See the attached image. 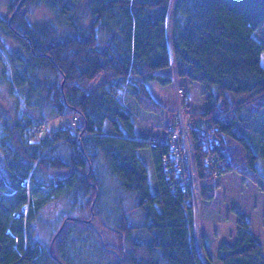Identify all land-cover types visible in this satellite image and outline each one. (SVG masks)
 <instances>
[{"label":"trees","instance_id":"obj_1","mask_svg":"<svg viewBox=\"0 0 264 264\" xmlns=\"http://www.w3.org/2000/svg\"><path fill=\"white\" fill-rule=\"evenodd\" d=\"M44 1L53 19L32 21L26 9ZM23 4L10 25L9 17L0 14V33L19 44L8 51L9 81L15 88H26L27 105L39 107L45 120L61 116L69 121L39 138L28 136L33 122L29 114L4 125L0 264H206L195 243L191 188L172 190L166 185L159 151L150 146L157 181V190L152 191L147 164L138 153L149 143L132 135L136 116L120 94L128 86L141 108L160 113L165 105L148 82L173 80L172 74L160 69L173 65L176 75L203 84L208 92L205 108L185 111L206 117L219 136L215 151L221 172L249 178L264 193V174L257 165L264 158V40L254 36L264 24V0H26ZM183 98L187 102L184 94ZM198 145L193 152L196 187L200 199L212 201L220 183L205 167ZM101 153L121 185L135 194V207L142 210L139 222L130 220V208L120 202L119 214L111 219L97 210ZM27 179L34 186L55 182L52 198L67 196L73 202L79 193L84 205L91 204L97 188L91 219H99L102 228L63 214L61 222L50 227L49 243L36 239L35 223L43 220L38 212L50 196L41 194L30 205ZM87 192L91 195L85 198ZM237 222V238L219 245V260L264 264L263 242L245 216Z\"/></svg>","mask_w":264,"mask_h":264},{"label":"rangeland","instance_id":"obj_2","mask_svg":"<svg viewBox=\"0 0 264 264\" xmlns=\"http://www.w3.org/2000/svg\"><path fill=\"white\" fill-rule=\"evenodd\" d=\"M12 1L14 0H0V14L10 18L12 10L9 7ZM172 8L173 1L170 6V11H172ZM9 10L11 11L9 12ZM27 10L32 21L53 19V13L45 1L35 6L31 5ZM168 20L171 32V17ZM254 36L259 40H264V24L255 30ZM17 48H19V44L13 37L11 38L9 35L0 33V139L6 132L4 125L7 123L8 126L12 125V122L17 117L24 114H29L33 121L28 136L39 138L48 129L63 126L69 121V118L57 116L53 119L48 117L45 120L40 115L39 107H30L27 105L26 88H15L9 81L12 76V63L8 51ZM262 64L264 65V52L262 53ZM159 71L173 75V80L168 84H161L156 81L148 82V87L151 89L153 95L165 105L160 113L148 112L141 108L133 98L132 90L128 86L123 88L120 94L123 102L136 116L134 133L132 135L146 141L151 135L164 133L165 121L172 120L176 116H190L191 114L186 112V109L201 110L206 103V95L208 94L200 82L191 81L187 77L176 75L173 71V65L162 68ZM181 87L184 88V95L187 98V102L183 101V95L178 91ZM188 104L190 105L188 106L189 108H187ZM171 111L174 112L173 115H171ZM42 124L43 130L39 131L36 127ZM106 130H110L109 124H106ZM138 153L147 164L151 189L152 191H156L157 181L150 145L147 144V146L141 147ZM3 157V150L0 148V158ZM97 165L101 181L97 210L111 219L114 214H119L118 203L120 202L125 207L130 208V220L133 223L139 222L141 220L142 210L139 207H135V194L126 190L121 185L119 176L111 170L104 153H101L97 157ZM257 165L264 174V158H259ZM214 179L220 183L214 199L207 201L198 198V196L193 201L195 243L199 246L206 264H223L217 256L218 247L222 242L233 243L236 240L237 220L240 216H245L250 222L252 232L263 242L264 254V193L249 178H245L238 173L229 172ZM24 183L27 195L30 197V205L41 194L50 196V200L38 212V217L43 220L41 223H35L36 239L49 243L50 227L61 222L60 219L63 214H69L68 216L70 217L81 219H91L93 214H95L94 206L91 208L95 196L90 205H84L81 202L85 199L79 193L74 195L73 202L67 196L52 198L56 194L57 184L55 182L49 183V180H47L45 181V183H48L46 185L36 184L34 186L27 179ZM90 195L91 193L87 192L85 198ZM28 203L24 205L25 211L28 210ZM97 216L99 215L97 214ZM92 223L97 229L102 228L99 219H95ZM62 224H64V221ZM117 241L109 238V242L113 244H117ZM112 250L118 253L116 249L112 248Z\"/></svg>","mask_w":264,"mask_h":264},{"label":"built area","instance_id":"obj_3","mask_svg":"<svg viewBox=\"0 0 264 264\" xmlns=\"http://www.w3.org/2000/svg\"><path fill=\"white\" fill-rule=\"evenodd\" d=\"M178 91L185 93L183 87ZM42 128L43 124L37 127L39 131ZM163 132L151 135L147 142L159 151L160 169L166 185L172 190L178 187H189L193 190L197 176L193 161V152L198 145L196 142H200L198 147L203 151L220 143L219 136L211 129L208 119L202 115L176 116L166 124ZM212 173L214 178L222 175L215 171Z\"/></svg>","mask_w":264,"mask_h":264},{"label":"bare ground","instance_id":"obj_4","mask_svg":"<svg viewBox=\"0 0 264 264\" xmlns=\"http://www.w3.org/2000/svg\"><path fill=\"white\" fill-rule=\"evenodd\" d=\"M216 147H217V145L211 147L210 149H203V153H204L203 163H204L205 167L208 170H210V172L215 171L218 174H223L221 172V169H220V162L218 161V154H216L217 152L215 151ZM213 150L215 153L212 152ZM191 195H192L193 201L197 199V197L199 196V192L197 191V187H195L193 190L191 189Z\"/></svg>","mask_w":264,"mask_h":264},{"label":"water","instance_id":"obj_5","mask_svg":"<svg viewBox=\"0 0 264 264\" xmlns=\"http://www.w3.org/2000/svg\"><path fill=\"white\" fill-rule=\"evenodd\" d=\"M24 1H25V0H20V1H19L18 5H17V7H16V9H15V11L11 14V16H10V18H9V24H11V20H12V18H13L14 13H15L17 10H19V8L21 7V5H22V3H23ZM79 145L82 147V144H81V141H80V140H79ZM90 170H91V167H90ZM86 178L89 179V173H87ZM91 183H92V182H91ZM93 184H94V183H93ZM95 186H96V185H95ZM97 197H98V189L96 188V194H95V198H94V200H93V202H92L91 208H93V206H94V204H95V202H96V200H97ZM83 220L87 221L88 223H92V220H91V219H83ZM62 226H63V224H62ZM62 226L60 227V229L62 228ZM60 229H59V230H60ZM101 240H102V243H104V239H103L102 236H101Z\"/></svg>","mask_w":264,"mask_h":264},{"label":"flooded vegetation","instance_id":"obj_6","mask_svg":"<svg viewBox=\"0 0 264 264\" xmlns=\"http://www.w3.org/2000/svg\"><path fill=\"white\" fill-rule=\"evenodd\" d=\"M19 1H20V0H16V1H15V4H13V5H15V6H11V7H9V9L12 10V13L15 11V9H16V7H17ZM25 1H26V0H25ZM25 1H24V2H25ZM24 2H23V3H24ZM23 3H22V5H21V7H23V5H24ZM21 7H20V8H21ZM20 8H19V9H20ZM14 15H15V14H14ZM12 19H13V18H12ZM8 21H9V19H8ZM11 21H12V20H11ZM9 25H10V24H9ZM10 28H11V27H10ZM11 29H13V28H11ZM10 37H11V36H10ZM11 38H12V37H11ZM3 154H4V157H3V158H0V167L5 171V170H6V156H5V152H3Z\"/></svg>","mask_w":264,"mask_h":264},{"label":"crops","instance_id":"obj_7","mask_svg":"<svg viewBox=\"0 0 264 264\" xmlns=\"http://www.w3.org/2000/svg\"><path fill=\"white\" fill-rule=\"evenodd\" d=\"M191 81H192V80H191ZM205 106H206V103L204 104V106H203V108H202V109H204V108H205ZM202 109H201V110H202Z\"/></svg>","mask_w":264,"mask_h":264}]
</instances>
